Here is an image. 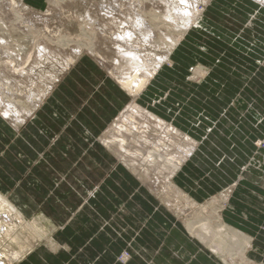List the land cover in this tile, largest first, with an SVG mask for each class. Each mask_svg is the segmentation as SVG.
Wrapping results in <instances>:
<instances>
[{"label":"rangeland","instance_id":"1","mask_svg":"<svg viewBox=\"0 0 264 264\" xmlns=\"http://www.w3.org/2000/svg\"><path fill=\"white\" fill-rule=\"evenodd\" d=\"M21 1L40 16L41 29L49 27L48 35L44 37L52 36L53 39L50 42L44 38L42 40L49 49L55 41L54 44H71L76 50L80 49L82 55L76 59L69 48L67 51L58 49L60 56L47 53L38 62H34L32 41L18 39L16 30L8 35L3 29V12L0 14V37L11 40L12 44L7 46L8 55L0 54V66L34 77L36 97L44 106L54 88L61 85L80 64L89 62L97 68L104 81L111 82L120 90L122 112L133 100V95L118 83L116 74L109 68L105 70L95 61L98 53H92L100 49L101 54L112 59L113 54L107 53L106 46L114 30L105 33V39L103 34L97 35L99 28L96 27L88 30L84 36L82 28L86 25L77 17H82L87 7L78 2L74 6L77 8V16L69 11L76 4L75 1L79 0ZM99 2L107 3V0ZM209 2L205 18L212 29L217 23L221 27L216 37L205 30L199 32L193 28L185 33L180 46L170 58L173 67L164 63V69L157 72L151 83L144 87L143 93L135 99L137 104L166 121L175 119L176 122H196L194 130L183 124L184 132L200 140L196 156L186 164L184 170L194 175L198 183L204 182L203 196L196 198L191 189L185 190L179 185V189L197 206L186 214H177L174 207L165 204L161 197L132 177L135 180L132 181V191L118 192L117 206H102V215L106 217L99 227L104 231L103 239L99 240L105 249L102 264H264V9L250 0ZM109 24L111 22H106L105 26ZM167 24V32L173 35L175 29L170 23ZM14 40L21 42V50L16 47ZM76 42L85 46L78 48ZM149 49L152 50L151 46ZM17 51L21 55L18 60H14ZM161 54L151 52L148 58L162 59ZM68 59L73 61L69 62ZM55 77L58 80L53 90L48 92ZM118 116L114 117L109 127ZM2 125L7 124L0 118V134L4 135V141L6 133L10 136V142L16 145L11 138L14 134L11 130L15 133L17 131L10 125H7L10 129L6 131ZM23 128L22 125L21 130ZM99 145L108 152L101 143ZM2 146L6 148L0 138V149ZM68 146L67 150L70 151L71 146ZM92 147L89 143V148ZM47 152L49 146L43 150L44 154ZM44 154L37 158L44 161ZM32 164L26 167L29 174L32 173ZM114 164L125 169L120 163ZM12 176L16 178L12 189L7 192L0 190V195L11 205L7 207L0 203V264H17L26 254L40 248L52 253H56L59 248L65 249L63 244H58L54 239V233L60 225H55L46 211H42V207L27 209L15 204L14 197L18 193H15V188L20 180L16 173ZM57 178L61 181L62 176ZM206 179L210 182L207 183ZM179 181L189 184L185 177ZM91 186L85 193L82 192L83 199H78L81 203L83 200V203L96 200L97 186ZM168 195H165L166 198ZM171 196L168 199L173 202ZM105 202L107 204L108 201ZM79 206L75 207L74 213L83 207L82 204ZM215 211H218L217 215L221 216L228 228L239 230L249 238V243L242 248L238 257L237 250L230 253L232 260L226 258L220 252L222 250H218L219 240L230 239V236H222L213 229ZM35 215H42L51 223L52 231L47 223L42 225L45 231L48 230L47 238L42 232L32 230ZM204 218L210 220L194 226L211 227L213 237L202 241L207 244L191 236L187 230V224L197 223ZM95 227L96 222L88 224L91 234H95V231H91ZM45 238L52 240V247L46 244ZM230 241L236 249V240ZM21 249L26 252L18 255Z\"/></svg>","mask_w":264,"mask_h":264},{"label":"bare ground","instance_id":"2","mask_svg":"<svg viewBox=\"0 0 264 264\" xmlns=\"http://www.w3.org/2000/svg\"><path fill=\"white\" fill-rule=\"evenodd\" d=\"M250 1L264 9V0ZM78 2L87 7L85 14H82V17H77V20L79 19L81 23L86 25L82 28L84 36L88 30L96 27L99 28L97 35L103 34L105 39V33L114 30V33L109 35L110 42L106 46L107 53L113 54L112 59L109 60L105 54H101L100 49L92 52L93 54L98 53L97 59L92 56L93 54L90 55L105 70L109 68L113 74H116L115 77L118 83L133 95L131 103L107 128L108 130L102 136L100 135L101 137L99 136L98 141L110 153H113L120 165L139 184L161 197L168 206L174 207L177 214H186L197 206V203L179 189L176 177L184 169L185 164L196 154L200 140L184 132L183 128L177 126L175 119L166 121L137 104L135 99L143 93L144 87L151 83L157 72L164 69V63L173 67L170 58L177 51L185 33L193 28L199 32L205 30L216 37L218 30L212 29L210 27L212 25L209 26L207 24L209 21L205 18L210 6L209 0H107V3L99 2V0H79L75 1L76 4L69 10L76 16L77 8L75 9L74 6H77ZM3 12L2 20L4 23H1L4 26V31L11 35L12 30H16L18 39H21V41L30 39L32 41V58L34 62H38L47 53L54 56L59 55L58 49L67 51V48H69L70 51L74 52L73 57L76 59L82 55V51L78 48L85 46V44L79 45L77 42L76 47H78V50L71 44H58V42L54 44L55 41L51 45L52 48L49 49L42 42L43 38L48 42L53 39L52 36L49 38L44 37L48 35L49 27L41 29L39 27L41 23L40 16L34 13L35 10L25 5L23 1L0 0V14ZM106 22H111V24L105 26ZM167 23H170L171 27L175 29L173 35L167 32L169 28ZM201 29L203 30L201 31ZM223 40L227 41L225 37H223ZM14 41L16 47L21 50V42L19 40ZM11 44V40L0 37V54L8 55L7 46ZM149 46L152 50L149 49ZM151 52H161L163 58L156 60L152 57L148 58ZM20 55V52L17 51L14 60H18ZM103 55H105L104 59ZM67 61L72 62L73 59ZM153 66H156V68H153ZM6 70L8 73H6ZM57 80L58 77L52 80L48 92L53 90ZM34 84V77L19 74L15 69L0 66V118L7 125L12 126L15 131H18L26 122H30L42 104L41 100L36 97V86ZM165 195L169 197L173 195L171 196L174 199L173 202H170L169 197L166 198ZM0 203L1 205H7V207L11 206L1 195ZM217 213L218 211L214 213L213 229L222 236H230V239L219 240L218 250H222L220 252L224 253L226 258L232 260L230 253L237 250L238 257L242 248L249 243V238L239 230L228 228ZM208 220L210 219L204 218L197 223L187 224L190 235L198 238L201 242L206 241L205 238L213 237L211 227L194 226ZM193 221H196V219ZM45 223L51 230L52 225L44 216L35 215L31 228L36 233L42 232L46 235L48 230L45 231L44 226H42ZM208 224L210 223L208 222ZM231 239L236 240V249L233 248ZM46 240V244L52 247V240ZM25 252V249H21L18 255Z\"/></svg>","mask_w":264,"mask_h":264},{"label":"crops","instance_id":"3","mask_svg":"<svg viewBox=\"0 0 264 264\" xmlns=\"http://www.w3.org/2000/svg\"><path fill=\"white\" fill-rule=\"evenodd\" d=\"M213 27L221 30L218 23ZM121 108L120 90L104 81L97 68L86 62L54 88L46 104L35 112V117L26 122L22 130L21 127L16 133L11 130L16 145L10 142L8 134L5 133L6 141L0 134L8 148L5 150L2 146L0 149V190L12 189L16 180L12 175L16 173L20 182L15 188V193L18 192L14 197L15 204L27 209L42 207L50 220L60 225L54 239L65 246L56 253L41 248L33 250L17 264H102L105 249L99 240L103 239L104 231L99 227L106 218L102 215V206H117L118 192H131L132 181L135 182L98 141ZM182 123L193 130L196 125V122H176L180 128L184 127ZM3 128L10 129L7 125ZM46 146H49V152L44 154ZM40 154H44V161L37 158ZM31 164L33 169L29 174L26 167ZM57 176H62L61 181ZM181 177H185L189 184H181ZM176 181L185 190L191 189L196 198L203 196L204 182L198 183L197 178L184 169ZM206 181L208 183L209 179ZM91 185L97 186L96 200L81 203L78 199H83L82 192L89 190ZM81 204L83 207L74 213L75 207H81ZM93 222L96 227L91 231L95 234H91L88 228ZM91 260L94 263H90Z\"/></svg>","mask_w":264,"mask_h":264}]
</instances>
